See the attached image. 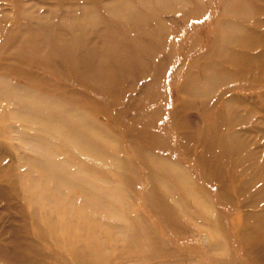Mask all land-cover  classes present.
Wrapping results in <instances>:
<instances>
[{
	"label": "rangeland",
	"instance_id": "obj_1",
	"mask_svg": "<svg viewBox=\"0 0 264 264\" xmlns=\"http://www.w3.org/2000/svg\"><path fill=\"white\" fill-rule=\"evenodd\" d=\"M82 263L264 264V0H0V264Z\"/></svg>",
	"mask_w": 264,
	"mask_h": 264
},
{
	"label": "bare ground",
	"instance_id": "obj_2",
	"mask_svg": "<svg viewBox=\"0 0 264 264\" xmlns=\"http://www.w3.org/2000/svg\"><path fill=\"white\" fill-rule=\"evenodd\" d=\"M254 38H255V37H254ZM261 42H262V41H261ZM256 43H257V42H256ZM249 45H250V44H249ZM257 45H258V44H257ZM258 46H260V44H259ZM258 46H257V47H258ZM83 263H84V262H83ZM83 263H82V264H83Z\"/></svg>",
	"mask_w": 264,
	"mask_h": 264
}]
</instances>
